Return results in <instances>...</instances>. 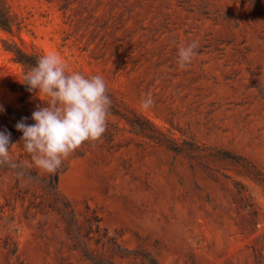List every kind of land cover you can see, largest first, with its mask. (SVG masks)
Here are the masks:
<instances>
[{
    "label": "rangeland",
    "instance_id": "1",
    "mask_svg": "<svg viewBox=\"0 0 264 264\" xmlns=\"http://www.w3.org/2000/svg\"><path fill=\"white\" fill-rule=\"evenodd\" d=\"M7 2L22 29L0 47L102 75L112 103L57 191L34 166L0 172V264H264V0ZM24 74L1 49L0 131L25 164L16 124L46 105Z\"/></svg>",
    "mask_w": 264,
    "mask_h": 264
},
{
    "label": "clouds",
    "instance_id": "2",
    "mask_svg": "<svg viewBox=\"0 0 264 264\" xmlns=\"http://www.w3.org/2000/svg\"><path fill=\"white\" fill-rule=\"evenodd\" d=\"M198 47L195 41L179 47L180 69L192 63ZM21 83L30 92H37L46 106L32 113L34 124H26L24 120L16 124V129L23 133V148L30 155L31 163L13 162L9 147L11 133L5 130L0 131V166L14 169L34 166L55 174L63 161L85 142H97L106 132L112 101L102 75L88 77L80 72L69 73L61 56L48 52L37 59L36 66L24 74ZM153 103L148 94L142 98L141 108L148 110Z\"/></svg>",
    "mask_w": 264,
    "mask_h": 264
},
{
    "label": "trees",
    "instance_id": "3",
    "mask_svg": "<svg viewBox=\"0 0 264 264\" xmlns=\"http://www.w3.org/2000/svg\"><path fill=\"white\" fill-rule=\"evenodd\" d=\"M15 29L21 30V23L18 20V17L12 12L7 0H0V31L7 32L9 34H14ZM23 42V41H22ZM2 47H0V53L1 49H4L6 52L10 53L12 56V61L16 64H19L24 69V73L29 71L32 67L36 66L37 59L44 55L42 52H40L37 48L33 47L31 50L25 47L23 44H19L16 41L3 39L2 41ZM143 129H148V126L143 123L141 120L136 121ZM14 163L18 165H23L24 160L22 158H13L12 159ZM19 168H11L8 166H0V172L4 171H12L15 175V178L17 181H20L21 174ZM25 173H32L35 175L36 173L34 170H31V168H26ZM59 184V176L56 172L55 174H51L49 179V185L50 187L57 191Z\"/></svg>",
    "mask_w": 264,
    "mask_h": 264
}]
</instances>
